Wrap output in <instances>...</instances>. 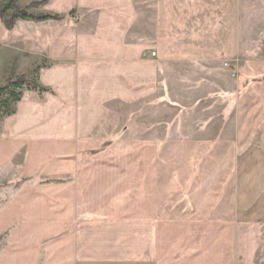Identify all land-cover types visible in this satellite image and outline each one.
<instances>
[{
  "label": "crops",
  "instance_id": "1",
  "mask_svg": "<svg viewBox=\"0 0 264 264\" xmlns=\"http://www.w3.org/2000/svg\"><path fill=\"white\" fill-rule=\"evenodd\" d=\"M70 12L11 32L0 23V46L13 53L3 65L50 64L38 71L44 92L26 91L3 119L0 180L14 179L25 148L18 175L58 182L25 185L0 210V264H257L264 58L240 54L239 0H154L144 12L135 0H49L34 14ZM218 64L231 71L232 140L162 142L157 156L122 140L120 110L156 98L175 106L165 121L175 128L192 101L179 97L203 95L186 73Z\"/></svg>",
  "mask_w": 264,
  "mask_h": 264
},
{
  "label": "rangeland",
  "instance_id": "2",
  "mask_svg": "<svg viewBox=\"0 0 264 264\" xmlns=\"http://www.w3.org/2000/svg\"><path fill=\"white\" fill-rule=\"evenodd\" d=\"M40 1H33L29 7L21 6L18 2L17 4L28 14L40 15L34 14V12L49 0L44 4H40ZM135 3L143 12L144 9H152L154 6V0H135ZM239 7L238 41L240 54L249 60L264 58V0H239ZM0 23L3 26L1 20ZM17 23L18 20L15 21L13 30H5L8 32L17 30ZM11 54H13L12 50L3 49L0 46V86L7 80L27 75L32 69L38 66L42 68L50 66L44 56L39 63L30 62L33 58L26 56L25 58L20 57L19 61L14 60L9 65H3L2 60L5 56L9 57ZM215 67L217 70H202L200 75L195 72L193 76L194 80L190 79L191 74L189 72L186 73L183 81L188 85L192 84L195 89H201L203 95H199L197 99L195 97H179L180 100L189 99L192 101L190 104L183 103L184 106L182 107L184 112L181 114L182 117L180 115L175 117L176 123L178 124L175 128L165 126V121H170L173 118L169 108L176 110L174 108L175 106L169 107L155 97L153 102L145 101L132 107L130 110H120L122 117V140L126 142H138L139 148L143 150L145 144L150 143L149 147L150 151H152V156L158 155L163 146L162 142L207 140L212 143H226L225 141L232 140L234 128L231 127V109L226 107V97L224 95V93L226 94L227 79L231 78L228 73H231V71L226 69V65L224 64H218ZM36 81L37 83L39 81L38 75ZM193 100L201 101V103L194 106L192 105ZM171 103L174 104L172 101ZM2 122L3 120L0 121V131ZM129 125H132L131 134ZM25 152L26 149L24 148L15 156L14 162L16 167L14 168L16 170V176L13 180L1 181L0 176V210L13 198L19 188H23L25 185H43L57 182L54 176L49 175H36L35 178L26 179L21 178L18 174L19 171L21 172V168H23ZM84 157L88 158L87 155ZM86 160L84 159L83 162H86ZM57 162L65 163L64 160ZM17 164L19 165L18 167ZM261 231L257 264H264V225L261 227ZM4 238L3 235L0 236V251L2 243L5 240Z\"/></svg>",
  "mask_w": 264,
  "mask_h": 264
},
{
  "label": "trees",
  "instance_id": "3",
  "mask_svg": "<svg viewBox=\"0 0 264 264\" xmlns=\"http://www.w3.org/2000/svg\"><path fill=\"white\" fill-rule=\"evenodd\" d=\"M47 1L48 0H41L40 4H44ZM72 15L73 12L67 15H32L26 13L25 10L17 4L16 0H0V20L6 30H13L15 21L17 20L61 23L71 18ZM41 68V66H38L32 69L27 75L7 80L0 86V121L13 114L15 105L20 101L24 91L44 92V90L37 85L36 81L38 71Z\"/></svg>",
  "mask_w": 264,
  "mask_h": 264
},
{
  "label": "built area",
  "instance_id": "4",
  "mask_svg": "<svg viewBox=\"0 0 264 264\" xmlns=\"http://www.w3.org/2000/svg\"><path fill=\"white\" fill-rule=\"evenodd\" d=\"M154 55H155V53H154V52H152V53H151V56H154Z\"/></svg>",
  "mask_w": 264,
  "mask_h": 264
}]
</instances>
